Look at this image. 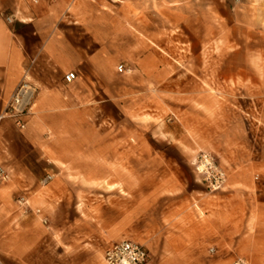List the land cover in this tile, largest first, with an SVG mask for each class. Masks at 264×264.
<instances>
[{"label":"crops","instance_id":"obj_1","mask_svg":"<svg viewBox=\"0 0 264 264\" xmlns=\"http://www.w3.org/2000/svg\"><path fill=\"white\" fill-rule=\"evenodd\" d=\"M205 8L206 0H0V112L25 69L36 89L23 130L0 120V264H103L104 251L121 239L110 240L86 202L108 167L92 159L108 150L93 137L102 140L109 103L127 119L138 110L110 87L115 65L129 69L125 76L147 74L151 93L158 41L173 28L187 39L190 24L204 40ZM68 72L76 74L70 84ZM250 169L233 164L223 190L188 195L159 212L170 255L158 263L176 262L178 249L181 259L199 261L210 248L214 264L237 257L264 264V170L257 182ZM133 184L135 210L141 187L137 178Z\"/></svg>","mask_w":264,"mask_h":264},{"label":"rangeland","instance_id":"obj_2","mask_svg":"<svg viewBox=\"0 0 264 264\" xmlns=\"http://www.w3.org/2000/svg\"><path fill=\"white\" fill-rule=\"evenodd\" d=\"M204 12V40L196 39V25L190 24L187 39L173 28L158 41L157 87L151 93L145 89L147 74L125 76L116 70L123 63L115 65L118 77L110 87L116 86L119 101L129 99L138 110L127 119L109 103L102 140L93 137V143L108 147L102 156L92 153L108 166L86 201L93 221L103 220L110 240L143 244L147 264H214L210 248L199 261L181 259L178 249L176 262L158 263L170 255L159 212L166 205L180 207L188 195L210 192L191 166L199 152L213 155L225 172L247 164L257 182L264 170V0H206ZM134 178L141 187L135 210Z\"/></svg>","mask_w":264,"mask_h":264},{"label":"built area","instance_id":"obj_3","mask_svg":"<svg viewBox=\"0 0 264 264\" xmlns=\"http://www.w3.org/2000/svg\"><path fill=\"white\" fill-rule=\"evenodd\" d=\"M11 22L9 18L6 19ZM116 70L119 73H128L129 70L120 64ZM76 79L74 72H68L63 76L66 84L72 83ZM36 89L32 85L28 69H25L21 80L10 94L0 112L1 119H10L14 125L23 130L26 126V117L31 112ZM191 166L199 182L210 192L223 190L227 185V174L220 166L213 155L207 152H199L191 161ZM4 179L3 171L0 168V180ZM18 205L26 206L27 202L23 198L17 200ZM36 214H40L36 210ZM45 220L42 219V223ZM149 253L145 247L131 239H121L108 246L103 253V264H147ZM230 264H250L245 257H237Z\"/></svg>","mask_w":264,"mask_h":264}]
</instances>
